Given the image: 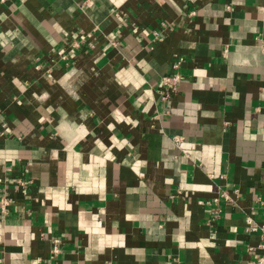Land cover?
Returning <instances> with one entry per match:
<instances>
[{"label":"crops","instance_id":"1","mask_svg":"<svg viewBox=\"0 0 264 264\" xmlns=\"http://www.w3.org/2000/svg\"><path fill=\"white\" fill-rule=\"evenodd\" d=\"M3 192L0 264L252 259L264 0H0Z\"/></svg>","mask_w":264,"mask_h":264},{"label":"built area","instance_id":"2","mask_svg":"<svg viewBox=\"0 0 264 264\" xmlns=\"http://www.w3.org/2000/svg\"><path fill=\"white\" fill-rule=\"evenodd\" d=\"M173 66L174 68H176L178 64L175 63ZM180 80L181 75L177 71H171L170 73H167L160 78L159 93L160 99L162 101L171 100L174 93H176L178 90V84ZM179 139L180 137L178 136L174 137L175 141H178ZM30 182V179L17 177L13 181V189H25ZM225 196L228 200H230L228 195ZM12 203L13 199L8 195V193L3 192L2 194H0V213L3 215H8ZM246 220L248 223L252 222L249 217H247ZM51 242L50 254L51 256H55L61 250L62 239L59 236H53ZM248 249L253 250L255 252V255L245 264H264V226L261 227L260 239L257 245L249 246Z\"/></svg>","mask_w":264,"mask_h":264}]
</instances>
